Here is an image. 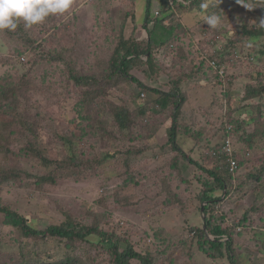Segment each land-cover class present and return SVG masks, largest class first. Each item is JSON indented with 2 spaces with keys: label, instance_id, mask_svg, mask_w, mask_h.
Wrapping results in <instances>:
<instances>
[{
  "label": "rangeland",
  "instance_id": "1",
  "mask_svg": "<svg viewBox=\"0 0 264 264\" xmlns=\"http://www.w3.org/2000/svg\"><path fill=\"white\" fill-rule=\"evenodd\" d=\"M168 1L170 3L172 0ZM136 2V21L141 23L145 3L144 0ZM208 2L222 6L221 12L224 11V14L219 15V26L210 27L206 22L207 16L198 15L199 12L194 11L191 15H182L180 20L194 33L195 38H191L195 44L199 42L203 45L204 42L215 39L213 46L218 48L224 43L225 33L233 29L234 24L240 23L244 17V9L250 6L243 2L247 5L244 7L231 0ZM162 3V0H152L151 16H155L162 8ZM107 13L110 17L105 18V21L113 22L115 30L118 29L124 17V7L120 0L107 3L96 0L85 4L81 0H74L71 13L62 16L54 30L50 28L53 17L46 19L41 25L28 28L41 39L44 50L62 47L74 49L78 67L87 69L89 65L85 61L89 60L95 47L110 46V36L105 34L104 27H95L99 21L98 16H106ZM261 21H264V10L255 16L256 24L260 25ZM132 27L129 18L124 30L127 36ZM160 32L166 33L160 28L156 36H160ZM8 42L4 36H0V53L3 56L13 54V50L19 47L12 43L10 52L5 46ZM184 43L188 49V38H185ZM207 43L201 46L202 49L204 47L210 53L213 52L214 49L209 48ZM243 50L242 55L234 57L239 63L230 62L226 68L227 79L232 83L229 86L227 82L223 88L225 91L229 89L228 96L221 95L219 85L194 79L183 86L185 104L178 119L180 127L177 131V143L193 161H198L206 168L216 165L211 157L214 152L211 148L223 141L224 126L235 129L232 119L242 118L247 134L254 131L253 122L259 121L258 114L244 106L247 102H243V106L241 102L243 87L249 80L243 76L239 57L242 61L251 60L249 48L244 47ZM34 55L37 54L27 52L24 60L14 57L9 62L0 59V83L8 86L7 97L9 95L11 98L3 107H10V110L13 108V113L8 109L10 114H4V110L0 114V202L27 217L38 230H44L49 225H61L67 218L90 225L94 216L100 228L106 231L109 224L116 226L118 230L126 232L131 242L140 249L152 248L153 243L148 245L150 236L163 239L159 249L166 252L160 256L163 257L162 260L157 259L156 264H171L168 257L179 264H211L199 252L192 261L186 258L188 240H183L181 234H187L191 226L203 228L205 219L203 211L201 212L203 204L196 197L202 185L198 181L200 171L192 163L178 160L174 167L171 166L174 163L172 158H179L169 146L162 148L167 140L166 129L170 123L162 122V114L152 116L151 122L158 124L159 129L149 138L151 149L142 139L133 144L116 143L113 139L106 138L114 127V115L109 104H126L137 94L136 86L121 84L114 92L110 90L108 104L104 97L103 101L97 102L98 105L84 106L83 113L79 114L77 105L81 102V96L74 91L71 83L65 82L63 71L46 61L27 65L28 59L36 58ZM189 59L188 57L183 64L187 71L190 70ZM23 75L27 77L22 78ZM163 79L166 80L165 77ZM159 86L167 89L164 83H159ZM143 94L142 98L149 95L147 92ZM186 128L200 131L201 136L196 141L187 137L183 134ZM246 137L240 133L233 135V154H237L239 159L245 156L247 162L234 173L233 187L226 199V185L222 193L216 192V195L222 197L216 216L223 214V227H233L247 212L246 226L249 228L246 234L239 237L236 250L244 263L264 264V209L257 212L253 210L264 207V177L258 182L245 184L242 188L235 186L237 178L245 180L252 167L260 165L264 159L261 131L252 138L251 147L245 142ZM65 139H71L79 146L75 148L80 157L78 159L85 162L94 160L92 168L85 172L86 178L82 179V170L76 173L66 170L65 160L71 153L68 149L70 145H64ZM75 144L72 146H76ZM128 147L142 149V153L129 156L128 166H123L124 151ZM40 154L51 163H43ZM106 154L115 157L99 163ZM225 162L228 163V159ZM43 176L54 182H42ZM176 199H180L181 203L176 202ZM254 228L262 232L258 239L263 243L254 241L251 234L247 233ZM235 230L240 231L242 228ZM188 235L191 236L192 233ZM87 240L85 243L95 250L92 255L94 261L88 263L107 264L98 239L90 236ZM67 253L71 252H66L57 239L30 241L23 239L19 231L0 225V264H40L57 261ZM83 255L86 259L90 257L88 254Z\"/></svg>",
  "mask_w": 264,
  "mask_h": 264
},
{
  "label": "trees",
  "instance_id": "2",
  "mask_svg": "<svg viewBox=\"0 0 264 264\" xmlns=\"http://www.w3.org/2000/svg\"><path fill=\"white\" fill-rule=\"evenodd\" d=\"M99 1L107 3L111 0ZM136 1L120 0L124 7V17L116 30L113 22L105 21V18L110 17L108 13L106 16H98L99 21L95 27H104L105 34L110 36L108 37L110 46L107 48L95 47L89 60L85 61L89 65L87 69H84L83 66L78 67L75 60V51L72 48L62 47L60 49L44 50L41 39L36 37L22 22L15 31L4 30L0 32V36H4V39L9 41L5 46L9 48L10 52L12 43L19 45L18 48L13 50V54L9 53L3 56L0 53V59L7 62L14 57H17L18 60H24V55L29 52V54L34 53L37 55H34L36 58L28 59L26 61L27 65L46 61L52 66H58L65 75V82L67 84L71 83L74 91L81 96V102L77 105L79 114L84 106L86 108L90 105H98L97 102L103 101L104 97L106 104H108L109 99L107 98L111 95V91L114 92L121 84L136 86L138 89L137 94L134 98H130L126 104L122 105V103L116 104L114 102L109 104V108L114 115V127L106 138L113 139L116 143L128 142L129 144L142 139L145 145L151 149L149 138L159 129V125L152 123L151 119L152 116L162 114L164 116L162 122H169L170 125L166 129L167 140L162 145L164 147H161L165 149L169 146L179 158H172V163H174L171 166L174 167L178 160L188 161L200 171L198 181L202 185V189L196 197L198 202L203 204L205 215L203 225L205 229L202 226H191L188 228L187 234H181L183 240H188L186 258L192 261L195 254L199 252L209 259L211 264L224 261L227 264H246L236 250L238 247L236 243H238L239 237L243 233L246 234V230L249 228L246 226L247 212L244 213L238 224L233 227H223L222 223L225 216L223 214L219 217L216 216L222 197L216 195V192L220 191L222 193L226 185L227 190L224 194L226 199L233 187L234 173L247 161L244 159L245 156L239 159L237 154H233L237 168L235 172L231 173L228 169V163L225 162L228 156L221 151L219 154L218 152L222 149L226 139H229L233 144V135L237 133H240L241 136H247L245 142L250 147L252 146V138L259 131H261V136L264 139V27L254 22L256 14L264 10V0H243L244 3H249L250 7L244 9V17L240 23L234 24L233 29L225 33L224 43L218 48H216V45L213 46L216 42L215 39H212L211 42L207 41L209 44L207 42H204L203 45L199 42L195 44L191 38L194 33L185 27L180 17L192 11L199 12L207 17L213 14L219 16L224 14V11L221 12V5L216 6L214 3H209L208 0H170V3L168 0H162V8L155 16H151L152 0H144L143 19L138 24L135 16ZM231 1L238 4L237 0ZM81 2L84 4L93 3L96 0H81ZM107 9L109 8L107 7ZM50 17H53L50 28L54 30L62 17ZM129 18L133 27L127 36L124 30ZM165 22L166 24H164ZM160 28L161 31L165 30L166 33L160 32L161 35L156 36ZM140 30H145L146 37H140ZM162 36L163 38H161ZM185 38L189 40L188 49L185 48ZM206 43L209 48L214 49H212L213 52L210 53L204 47L202 49L201 46L206 45ZM244 47L249 48L248 55L251 60L242 61L239 57L242 63L243 76L249 80L243 87L241 102L242 106L243 102H247L244 106L248 107L253 113H257L259 121L253 122L254 131L246 134L244 119L230 118L236 127L235 129L231 127L228 129L224 126L223 141L211 148L214 151L211 157L215 160L216 165L213 168H206L201 166L198 161H193L177 143V131L180 127L178 119L185 104L184 95L182 94L184 92L182 91L183 86L189 80L194 79L211 85H219L221 95L226 96L227 94L228 96L229 89L225 91L223 88H225L227 82L229 86L232 83L227 79L226 68L229 67L230 62L239 63V60H234V57L242 55ZM188 57L190 58L189 71L183 65ZM212 64L216 65L217 68H222V77L219 74V69H214ZM26 77L27 75L22 76V78ZM164 77L166 80L163 79ZM159 83H164L167 89H162ZM7 88L8 86H5L2 82L0 83V114L2 110H4L2 111L4 114H10L7 111L10 110V107H7V109L3 107L11 101L9 95L7 97ZM143 92H147L149 95L142 98L141 94L144 96ZM228 100L229 98H227ZM13 101L14 99H12ZM10 111L13 113V108ZM183 134L195 141L201 136L200 131L189 128H186ZM66 144L70 145L68 149L71 153L69 158L65 160L66 168H68L66 170L75 173L82 170V179L86 178L85 172L92 168L94 160L85 162L78 159L79 156L76 154L75 148L77 149L79 146L71 139H65L64 145L66 146ZM73 144L76 146H72ZM140 153H142V149L128 147L124 151L123 166H128L129 156H137ZM39 156L46 165L51 163L44 159L41 154ZM114 157L111 154H106L99 163L111 160ZM263 177L264 159L260 165L252 167L245 180L240 181L237 178L238 181L235 186L242 188L245 184L258 182ZM41 180H43L42 182L48 181L46 176H43ZM48 182L53 183L54 181L50 179ZM175 201L181 203L180 199ZM262 209L264 207L253 210L257 212ZM0 225L3 228L19 231L23 239L30 241H44L47 238L57 239L66 252L72 253L65 254L57 261H45L40 264H89V261H94L92 255L95 252L90 245L85 243L90 236H95L98 239V245L100 244V249L106 255L107 264H134V262H137V264H156L157 259L161 258L162 260L163 257L160 256H163L166 252L162 248L159 249L164 242L160 237L150 236L151 239L148 245L153 243V246L143 250L131 242L126 232L118 230L116 226L109 224L106 231L100 228L97 219L94 220V216L90 225L87 223L81 224L67 218L61 225H49L44 230H38L31 225L27 217H23L7 204L0 202ZM238 227H241L242 230L236 231L235 229ZM258 231V228H254L253 231L247 233L251 234L254 241L261 242L258 236L262 232ZM188 233H192V235L189 236ZM157 235L158 232H156ZM85 247L89 249H85ZM74 252L76 253L74 254ZM83 254H88L90 257L86 259ZM167 260L171 264H179L174 262L171 257H168Z\"/></svg>",
  "mask_w": 264,
  "mask_h": 264
},
{
  "label": "clouds",
  "instance_id": "3",
  "mask_svg": "<svg viewBox=\"0 0 264 264\" xmlns=\"http://www.w3.org/2000/svg\"><path fill=\"white\" fill-rule=\"evenodd\" d=\"M243 4V0H237ZM74 0H0V32L15 31L22 22L26 27L43 24L50 16H64L71 13ZM210 27H217L221 23L218 15L207 17ZM264 27V21L260 23Z\"/></svg>",
  "mask_w": 264,
  "mask_h": 264
},
{
  "label": "built area",
  "instance_id": "4",
  "mask_svg": "<svg viewBox=\"0 0 264 264\" xmlns=\"http://www.w3.org/2000/svg\"><path fill=\"white\" fill-rule=\"evenodd\" d=\"M157 14V13H156ZM213 65V64H212ZM214 69H219V74L220 76L222 77L223 76V71H222V68H217L216 65H213ZM141 97H143V95L141 94ZM221 152L224 153L225 155L228 156V167H229V172L233 173L235 172L236 168H237V164H236V161L233 157V149H232V144L230 142L229 139H226L223 146H222V149H221Z\"/></svg>",
  "mask_w": 264,
  "mask_h": 264
},
{
  "label": "crops",
  "instance_id": "5",
  "mask_svg": "<svg viewBox=\"0 0 264 264\" xmlns=\"http://www.w3.org/2000/svg\"><path fill=\"white\" fill-rule=\"evenodd\" d=\"M137 3V2H136ZM152 9V8H151ZM194 12H196V11H194ZM198 15H200L201 13H197ZM190 15H191V13H190ZM189 15V16H190ZM138 24H140L139 22H137ZM140 37H146V32H145V30H141V32H140Z\"/></svg>",
  "mask_w": 264,
  "mask_h": 264
},
{
  "label": "water",
  "instance_id": "6",
  "mask_svg": "<svg viewBox=\"0 0 264 264\" xmlns=\"http://www.w3.org/2000/svg\"><path fill=\"white\" fill-rule=\"evenodd\" d=\"M203 211V207L201 208V212ZM203 229H205L204 225H203ZM211 238V237H210Z\"/></svg>",
  "mask_w": 264,
  "mask_h": 264
}]
</instances>
